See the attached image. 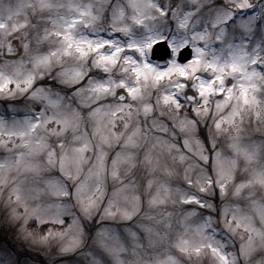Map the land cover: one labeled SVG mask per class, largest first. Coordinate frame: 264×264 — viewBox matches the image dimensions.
<instances>
[{
	"label": "clouds",
	"instance_id": "9594fccd",
	"mask_svg": "<svg viewBox=\"0 0 264 264\" xmlns=\"http://www.w3.org/2000/svg\"><path fill=\"white\" fill-rule=\"evenodd\" d=\"M0 264H264V0H0Z\"/></svg>",
	"mask_w": 264,
	"mask_h": 264
}]
</instances>
